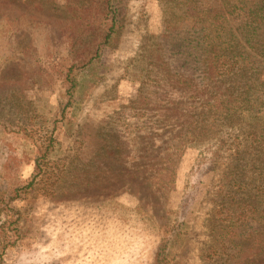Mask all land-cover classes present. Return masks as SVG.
<instances>
[{"label": "rangeland", "instance_id": "1", "mask_svg": "<svg viewBox=\"0 0 264 264\" xmlns=\"http://www.w3.org/2000/svg\"><path fill=\"white\" fill-rule=\"evenodd\" d=\"M183 1L185 6H181ZM32 5L30 0H0V117L7 121L16 118L12 123L18 129V113L28 114L27 124L34 136L49 139L53 121L61 113L59 64L45 58L33 25L46 24L51 38L62 47L67 37L60 33L62 18L48 6ZM127 8L123 42L114 55L113 69L85 99L78 135L68 137L59 125L55 137L64 150L59 160L43 171L26 170L19 183L26 187L14 209L0 215V230L11 216L17 217L20 228L19 232L1 231L10 234L8 259L37 251L47 258L56 254L64 264H122L113 253L104 255L101 247L89 244L64 253L70 248L65 246L68 235L88 233L92 238L114 240L110 230L118 229L110 226L112 215L101 228L94 229L93 223L90 230L78 229L75 219L83 210L93 216L112 210L125 213L130 222L135 218V228L145 232L138 238L147 239L149 228L166 233L165 264H212L217 249H212V232L217 229L221 246L226 232L243 223L254 227L252 239L231 258L264 264L256 244L259 222L264 224V173L260 172L264 169V56L254 49L248 52L244 37L248 29L263 31L260 18L252 16V9L245 12L240 0H131ZM163 12L171 15L172 22L179 16L188 22L187 27L176 25L175 38L169 42ZM168 30L172 32L173 27ZM221 30L230 38L236 34L237 43L236 47L226 46L229 57L216 65L221 77L214 80L202 72L206 70L203 60L210 53L208 36ZM168 43L173 47L167 49ZM186 54L190 60L183 63ZM210 106L217 109L218 127L204 133L200 111ZM213 119L209 118L211 123ZM214 141H227L232 149L214 156ZM2 143L0 139V166L6 163ZM213 156L217 168L197 171L198 166L209 165ZM37 172L41 175L34 178ZM232 188L239 197L247 192L259 198L249 207H243L240 198L236 216L245 214L250 219L224 225L225 202ZM188 192L191 204L186 222L176 229L181 231L179 241L172 246L175 233L169 234L177 227ZM112 198L122 204L114 207ZM16 208L20 213L16 214ZM119 236L129 243L126 233ZM142 245L134 248L141 261L132 262L130 253L124 259L130 260L126 264L150 262V250L138 249Z\"/></svg>", "mask_w": 264, "mask_h": 264}, {"label": "trees", "instance_id": "2", "mask_svg": "<svg viewBox=\"0 0 264 264\" xmlns=\"http://www.w3.org/2000/svg\"><path fill=\"white\" fill-rule=\"evenodd\" d=\"M33 2V7L36 6H48L49 10H53L54 13L63 19L62 28L60 33L67 37V43L65 47H62L61 42L54 38H51V33L48 26L44 23L39 22L38 24L33 25V31H38V36L40 39V48L46 52L45 58L53 59L56 64H59V69L57 71L59 79V88L58 94L61 102V113L53 121L54 132L51 134L49 139H42L34 136L27 124L29 119L28 114L18 113V129L14 128L12 121L16 120H5L0 117V139L3 142V151L6 155V163L3 166H0V215L4 210L12 211L14 208V202L19 198L22 190L26 186H20V178L25 175L26 170L28 169H37L38 171H43L49 164L59 160L63 150L61 142L55 137V132L58 129L59 125L62 124L65 128V133L68 137L73 138L78 135V118L83 111L85 104V99L90 95V91L97 85H99L111 69H113V63L115 62L114 55L117 53L119 45L121 46L123 42L122 35L125 32L126 27V16L128 13L127 6L130 4L131 0H82L80 3L74 2V0H61L59 3L58 0H30ZM52 1L53 6L48 5ZM168 1V0H166ZM173 1V0H169ZM241 5L245 8V12L251 11L256 17L260 18L259 27L263 29L264 27V0H240ZM62 3H65L62 5ZM174 5V4H173ZM185 1L182 2L181 6H185ZM255 5V8H253ZM35 7V8H36ZM174 7V6H173ZM184 8V7H183ZM244 9V8H243ZM256 12V13H255ZM165 17V36L169 42L171 39L175 38V27L179 25L181 27H187V20L182 16H179L175 22H172V17L167 12L162 14ZM254 18V17H253ZM28 20L24 19L26 22ZM202 26V25H201ZM201 26L197 27V31L200 30ZM173 27V31L168 29ZM258 27V28H259ZM249 30V33L244 35L246 41L248 42V52L255 51L262 53L260 56H264V29L263 31L256 32ZM163 33L162 36L163 37ZM243 35V34H242ZM235 37L230 38L227 34H223L221 30L216 36L213 34L209 35L210 46L206 44L207 50L210 52L204 59L206 64V70L202 72H207L208 75L205 77H211L214 80H218L221 76V71L217 64L226 63L228 59V48L236 47L237 39ZM56 42V43H55ZM224 45V46H223ZM173 46L168 43L167 49L172 48ZM40 50V51H41ZM220 53H216V52ZM67 52V53H65ZM240 52V51H238ZM235 57L242 58V54H236L232 52ZM190 60V56L186 54L183 56V63H187ZM57 66V65H56ZM233 66H231L232 68ZM26 107V106H25ZM197 112V110H195ZM171 112L168 115H172ZM201 119L204 124V133L208 130L213 131L217 126V109L213 106L207 107L206 110L200 111ZM212 115V116H211ZM213 117L214 121L211 123L209 118ZM207 126H206V123ZM209 125V126H208ZM215 142V141H214ZM215 154L214 156H221V151L228 152L232 149L227 141L215 142L212 143ZM214 156L210 159L209 165H200L197 167V171L204 168L207 170L213 171L217 168L216 161L217 159ZM264 157V156H263ZM247 164L246 159L243 160ZM264 161V158H263ZM205 173V170H203ZM264 173V169L260 170ZM40 172H37L34 175V178L39 177ZM258 176L259 173L257 174ZM235 177V176H234ZM237 185V182L236 184ZM234 185V187H235ZM237 192L232 188L231 194L228 196V201H226V212L223 216L222 223L225 225L229 221H238L239 219H250L245 214L240 217L236 216V209L240 208V198L241 204L243 207H249L256 203L258 196L250 195L246 192L245 197L241 195L240 197ZM236 195V196H235ZM191 192H188L187 195H184L181 205V211L178 216L177 227L170 232L169 235L175 233L173 242H170L172 246L176 245V240L179 241V232L176 229L181 225L183 226L187 210L189 209ZM236 198L239 205L236 206ZM189 200V202H188ZM110 202L115 207L116 205H121L119 201L112 198ZM228 205V206H227ZM126 208H130L125 205ZM16 214L20 213L19 209H15ZM125 211L132 212V209H125ZM20 215V214H19ZM112 215V216H111ZM111 216V225L117 226V231L113 232L110 230V234L114 235V240L106 239L102 240L100 237L92 238L87 236L88 233H81V236L78 235H68L67 243L65 246L70 248L65 249L64 253H69L73 250L83 247L84 244H89L90 247L96 246V249L101 247L102 253L109 254L113 253L114 256H117L118 260L122 264L130 262V260H124L130 258V253H132V262L139 263L140 258H136V252L134 248L137 245L144 243L138 247L141 250H150V262L147 264H165L167 254H165L166 245V233L162 232L163 230L158 228L157 232H154L149 228L150 233L147 239L138 238L139 236L145 234L139 229L135 228V223L130 222L126 214L120 212L115 214L112 210H108L106 213H95L93 215H87L86 210L81 213H77L76 225L78 229H82L83 226L87 230L91 229L93 223L96 224L94 229L101 228L105 221ZM9 221L2 223V229H13L15 231H20L18 226V219L12 218ZM73 219V218H72ZM251 219H255L252 217ZM71 222V219L69 220ZM69 222V223H70ZM80 224V225H79ZM107 226V225H106ZM105 227V226H104ZM254 228V227H252ZM251 227L245 225V223L238 224L236 228H231L229 232H226L222 229V233L225 236L222 238L221 246L218 245L216 240L217 233L216 230L212 232L213 247L215 250L212 256V264H251L248 260L243 261L239 259H232L231 256H236V251L238 248L246 246L249 244L250 239H252ZM108 226L104 228L107 230ZM0 230V233L1 231ZM83 231H85L83 229ZM120 232L126 233L129 238V243L121 241ZM168 232V231H167ZM165 233V234H164ZM89 234H91L89 232ZM8 234L6 231L0 234V264H64L56 254L50 256L49 258L42 256L39 252L34 251L30 256L19 257L16 260H9V247L10 243L7 242ZM227 235V237H226ZM137 236V237H136ZM261 236V237H260ZM151 242V243H150ZM256 244L259 245L258 255L264 258V224L259 222L258 238H256ZM110 246V248H109ZM54 247V246H53ZM149 248V249H148ZM148 249V250H147ZM71 250V251H70ZM69 251V252H68ZM98 254H95V258ZM143 257V256H142ZM145 257V256H144ZM253 262H256V259H252ZM127 261V262H126ZM80 264H88L86 262H81ZM146 264V263H144Z\"/></svg>", "mask_w": 264, "mask_h": 264}]
</instances>
